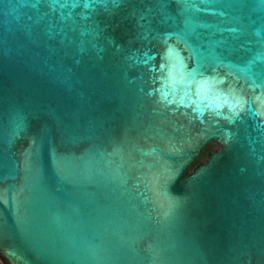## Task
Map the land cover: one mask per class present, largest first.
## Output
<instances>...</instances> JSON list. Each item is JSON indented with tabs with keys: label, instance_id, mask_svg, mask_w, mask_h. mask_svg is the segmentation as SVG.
Segmentation results:
<instances>
[{
	"label": "water",
	"instance_id": "obj_1",
	"mask_svg": "<svg viewBox=\"0 0 264 264\" xmlns=\"http://www.w3.org/2000/svg\"><path fill=\"white\" fill-rule=\"evenodd\" d=\"M0 263L264 264V0H0Z\"/></svg>",
	"mask_w": 264,
	"mask_h": 264
},
{
	"label": "trees",
	"instance_id": "obj_2",
	"mask_svg": "<svg viewBox=\"0 0 264 264\" xmlns=\"http://www.w3.org/2000/svg\"><path fill=\"white\" fill-rule=\"evenodd\" d=\"M209 151H210V150H209V147L206 146V147L201 151V153L196 157V159H195L194 162L190 165V167L185 171L184 176L188 175L196 165H198V164H200V163H203V162L206 160ZM0 264H1V263H0Z\"/></svg>",
	"mask_w": 264,
	"mask_h": 264
},
{
	"label": "rangeland",
	"instance_id": "obj_3",
	"mask_svg": "<svg viewBox=\"0 0 264 264\" xmlns=\"http://www.w3.org/2000/svg\"><path fill=\"white\" fill-rule=\"evenodd\" d=\"M208 147H209L210 151H214V150L218 149V146L216 144H210V145H208Z\"/></svg>",
	"mask_w": 264,
	"mask_h": 264
},
{
	"label": "flooded vegetation",
	"instance_id": "obj_4",
	"mask_svg": "<svg viewBox=\"0 0 264 264\" xmlns=\"http://www.w3.org/2000/svg\"><path fill=\"white\" fill-rule=\"evenodd\" d=\"M209 152H210V151H209ZM209 152H208V153H209ZM1 264H2V263H1Z\"/></svg>",
	"mask_w": 264,
	"mask_h": 264
}]
</instances>
